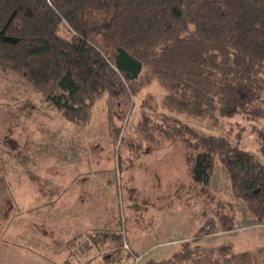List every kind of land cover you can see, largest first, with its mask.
Wrapping results in <instances>:
<instances>
[{
  "label": "rangeland",
  "instance_id": "rangeland-1",
  "mask_svg": "<svg viewBox=\"0 0 264 264\" xmlns=\"http://www.w3.org/2000/svg\"><path fill=\"white\" fill-rule=\"evenodd\" d=\"M166 92L153 79L130 99L104 93L81 126L21 75L0 68V173L7 182L0 189V264H119L110 257L124 239L132 251L149 250L139 264L179 249L192 253L185 264L210 256L224 264L234 253L258 249L255 260L264 264V221L233 195L226 168L216 161L211 200L197 196L187 143L150 139L140 125L144 111L155 119L176 116L201 135L226 136L264 161L256 133L263 120L237 114L213 126L168 110ZM222 201L233 205L235 228L224 231L217 221V232L208 228L197 240ZM223 211L231 213L229 206ZM122 256L129 262L132 255Z\"/></svg>",
  "mask_w": 264,
  "mask_h": 264
},
{
  "label": "trees",
  "instance_id": "trees-1",
  "mask_svg": "<svg viewBox=\"0 0 264 264\" xmlns=\"http://www.w3.org/2000/svg\"><path fill=\"white\" fill-rule=\"evenodd\" d=\"M0 68L21 75L81 126L104 93L130 99L156 79L167 91L162 104L177 115L213 126L237 114L262 119L256 133L264 156V0H0ZM140 125L150 139L187 143L197 196L214 197L210 185L219 161L233 195L264 221V161L226 136L201 135L176 116L155 119L144 111ZM0 189H7L2 173ZM218 205L222 210L202 224L197 240L208 228L217 232L218 223L224 231L235 228L233 205ZM227 206L230 214L223 211ZM122 245L117 242L107 260L122 256ZM257 250L234 253L224 264H258ZM182 252L143 264H185L192 253ZM211 259L195 264L220 262Z\"/></svg>",
  "mask_w": 264,
  "mask_h": 264
},
{
  "label": "built area",
  "instance_id": "built-area-1",
  "mask_svg": "<svg viewBox=\"0 0 264 264\" xmlns=\"http://www.w3.org/2000/svg\"><path fill=\"white\" fill-rule=\"evenodd\" d=\"M122 248L124 249L125 252L131 253L132 256H130L131 259H129V262L126 261L123 256H120L117 259V262L119 264H139L143 260V258L149 253V250L144 253H133L132 248L130 247L126 239H124L123 241Z\"/></svg>",
  "mask_w": 264,
  "mask_h": 264
}]
</instances>
